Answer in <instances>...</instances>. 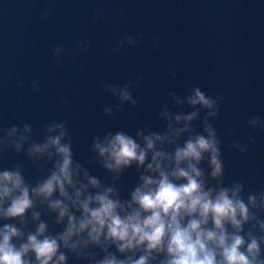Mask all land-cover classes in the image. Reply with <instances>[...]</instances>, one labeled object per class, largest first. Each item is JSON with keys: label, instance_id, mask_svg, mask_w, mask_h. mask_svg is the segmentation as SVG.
Segmentation results:
<instances>
[{"label": "clouds", "instance_id": "clouds-1", "mask_svg": "<svg viewBox=\"0 0 264 264\" xmlns=\"http://www.w3.org/2000/svg\"><path fill=\"white\" fill-rule=\"evenodd\" d=\"M54 11L45 7L41 17ZM108 12L96 9L92 23ZM143 40V33L123 34L109 51ZM152 40L158 45L159 34ZM90 47L91 40L80 39L72 55ZM51 52L62 67L65 49ZM16 83L23 87V78L17 75ZM133 86L103 83L117 101L103 108L107 117L115 120L126 105L138 104ZM31 87L41 90L36 80ZM168 97L157 116L160 130L145 125L134 135L116 129L93 136L86 163L98 164L104 177L76 158L67 120L45 122L43 131L28 122L0 126V162L23 154L37 173L30 179L19 160L0 167V264H264V189L225 182L224 144L214 124L225 96L192 84L187 94L169 91ZM248 127L264 131V117L251 116ZM256 142L249 135L247 143L228 147L243 154ZM133 168L137 181L123 196L122 178Z\"/></svg>", "mask_w": 264, "mask_h": 264}, {"label": "water", "instance_id": "water-1", "mask_svg": "<svg viewBox=\"0 0 264 264\" xmlns=\"http://www.w3.org/2000/svg\"><path fill=\"white\" fill-rule=\"evenodd\" d=\"M48 6L55 11L44 19L41 11ZM98 8L109 12L92 23ZM116 16L122 19L116 22ZM128 33H143L144 40L110 52ZM154 34L160 36L158 45ZM83 38L91 40V47L72 55ZM57 45L65 49L62 67L51 52ZM170 70L177 73L174 79ZM17 75L23 87L17 86ZM33 80L39 92L32 90ZM105 81L133 82L138 100L116 113L115 120L103 112L117 103L104 91ZM192 84L225 96L214 120L224 144L225 182L241 180L250 192L264 189V131L248 127L251 116L264 117V0H0V126L28 122L43 131L45 122L67 120L76 158L95 175H108L98 164L86 163L97 132L123 129L134 135L145 125L160 130L163 122L157 116L169 91L187 94ZM249 135L257 142L247 153L228 147L235 140L247 143ZM17 160L24 162L30 179L37 175L23 154H12L0 167ZM253 175L256 181L249 183ZM136 181L135 169L127 170L123 196Z\"/></svg>", "mask_w": 264, "mask_h": 264}]
</instances>
